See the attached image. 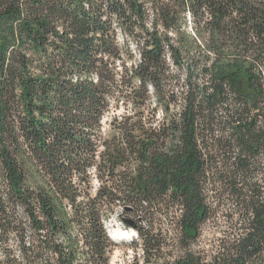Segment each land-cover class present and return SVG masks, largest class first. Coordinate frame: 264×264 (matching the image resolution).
Segmentation results:
<instances>
[{"label": "trees", "instance_id": "trees-1", "mask_svg": "<svg viewBox=\"0 0 264 264\" xmlns=\"http://www.w3.org/2000/svg\"><path fill=\"white\" fill-rule=\"evenodd\" d=\"M111 217L264 264V0H0V264H110Z\"/></svg>", "mask_w": 264, "mask_h": 264}, {"label": "rangeland", "instance_id": "rangeland-1", "mask_svg": "<svg viewBox=\"0 0 264 264\" xmlns=\"http://www.w3.org/2000/svg\"><path fill=\"white\" fill-rule=\"evenodd\" d=\"M159 110L160 109L158 108L157 115L159 117H161ZM95 184L96 183H94V185ZM118 209H119V207H118ZM105 227H106V232H107L108 236H109L108 231L111 233V231L115 228H118L121 230H127V229L130 230L131 229V227L124 226L122 224V222L119 221V219H117L115 217H111L109 220H107ZM107 229H108V231H107ZM109 238H110V236H109ZM132 238H135V235L128 234L124 238L117 239V240H115V238H114V240L112 238H110L111 241H113L115 243L114 247H112L113 250L110 254V264H121L123 262V260L127 259L130 256L131 248L127 244L130 242V240ZM26 241H28V239H26ZM18 244H19L18 241L15 238H13V236L8 238V241L3 245V249L0 246L1 247L0 257L2 258V255L4 253V250H6V248H10V249L12 248V250L16 248V251L15 250L13 251V255H14L13 257L17 258L19 262L22 261L23 258H21L20 256L18 257V255H19L18 250H17ZM0 245H2V244L0 243ZM16 264H21V263H16Z\"/></svg>", "mask_w": 264, "mask_h": 264}, {"label": "bare ground", "instance_id": "bare-ground-1", "mask_svg": "<svg viewBox=\"0 0 264 264\" xmlns=\"http://www.w3.org/2000/svg\"><path fill=\"white\" fill-rule=\"evenodd\" d=\"M131 231H133V233L135 232L133 229L121 230V229L115 228L111 231V234L113 235V239L115 238V240H117V239L124 238L125 236L130 234ZM134 235L136 236L135 233Z\"/></svg>", "mask_w": 264, "mask_h": 264}, {"label": "built area", "instance_id": "built-area-1", "mask_svg": "<svg viewBox=\"0 0 264 264\" xmlns=\"http://www.w3.org/2000/svg\"><path fill=\"white\" fill-rule=\"evenodd\" d=\"M14 264H16V263H14Z\"/></svg>", "mask_w": 264, "mask_h": 264}]
</instances>
